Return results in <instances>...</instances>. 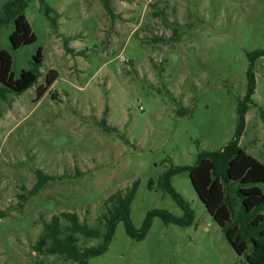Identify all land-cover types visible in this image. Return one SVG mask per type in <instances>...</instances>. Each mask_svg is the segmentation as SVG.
<instances>
[{
    "label": "rangeland",
    "instance_id": "obj_1",
    "mask_svg": "<svg viewBox=\"0 0 264 264\" xmlns=\"http://www.w3.org/2000/svg\"><path fill=\"white\" fill-rule=\"evenodd\" d=\"M8 1L0 0V48L14 79L36 71L39 48L43 63L34 86L0 94V264H76L32 250L42 223L74 212L103 234L104 200L135 181L136 230L151 210L182 217L159 181L233 139L249 70L254 86L239 146L264 164V57L248 56L264 51V0H110L113 16L101 0H21L36 41L16 50ZM49 70L58 78L37 100ZM35 170L50 179L27 196ZM171 186L193 211L188 226L154 217L137 241L120 222L107 251L88 264H245L189 173L173 176ZM100 243L79 236L78 246Z\"/></svg>",
    "mask_w": 264,
    "mask_h": 264
},
{
    "label": "trees",
    "instance_id": "obj_2",
    "mask_svg": "<svg viewBox=\"0 0 264 264\" xmlns=\"http://www.w3.org/2000/svg\"><path fill=\"white\" fill-rule=\"evenodd\" d=\"M101 2L106 13L113 16L111 1ZM7 5L10 10L9 18L14 24L9 37L11 47L16 50L35 42L36 37L23 13L27 7L26 3L21 0H9ZM248 56L253 62L258 57H264V51H256ZM34 60L36 71H22L19 78L14 79L11 73V56L0 48V85L3 86L0 88V94L6 90L19 95L34 86L39 78L38 69L43 63L41 48L38 49ZM57 78L55 70L47 72L45 84L36 90L37 100L49 90ZM248 78L247 93L237 103V127L233 139L220 150L199 153L192 166L171 167L159 181L160 188L164 189L183 211L182 217H176L166 210H151L146 213L141 228L136 230L129 217L130 206L138 186L135 181L125 190H117L104 200L98 220L104 226L103 234L86 222H81L76 213L61 212L42 223V229L32 250L36 254L56 255L76 264H88L90 258L98 257L107 251L120 222L123 223L127 236L137 241L145 237L154 217L160 218L164 224L188 226L192 222L193 211L171 186L173 176L187 171L198 199L219 226L234 252L245 257V264H264V164L239 146L245 125V113L253 93L254 74L251 70L248 71ZM260 115L264 123V112ZM98 124L105 132L117 134V129L108 126L105 120ZM35 173L37 182L27 196L35 195L50 179L40 170H35ZM21 198L24 200L26 196L22 195ZM79 236L101 237V243L98 246L82 248L78 246Z\"/></svg>",
    "mask_w": 264,
    "mask_h": 264
}]
</instances>
